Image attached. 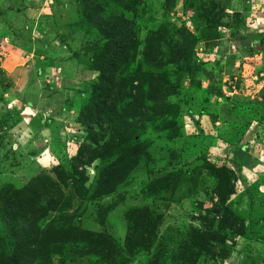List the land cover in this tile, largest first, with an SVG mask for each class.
Wrapping results in <instances>:
<instances>
[{"label":"rangeland","instance_id":"rangeland-1","mask_svg":"<svg viewBox=\"0 0 264 264\" xmlns=\"http://www.w3.org/2000/svg\"><path fill=\"white\" fill-rule=\"evenodd\" d=\"M20 237L15 264H264V0H0V255Z\"/></svg>","mask_w":264,"mask_h":264},{"label":"trees","instance_id":"trees-1","mask_svg":"<svg viewBox=\"0 0 264 264\" xmlns=\"http://www.w3.org/2000/svg\"><path fill=\"white\" fill-rule=\"evenodd\" d=\"M131 24L128 21H124V25H117L111 29V31H105L106 37L108 41L106 42L105 49H107V53L105 56H112L110 57L109 61L110 63L101 65V64H92V70L99 72L100 77L104 79V83L102 86H100L96 92L101 93L98 97H103L106 99H109L111 108L115 106L116 102H120L121 98L123 96L120 95V92H117L114 89V86L112 84L113 82V72H114V65L118 63L125 62L128 53L130 50L135 48V39L132 37L131 28L129 27ZM101 26H99L100 28ZM106 30H108L107 27H105ZM124 31V40H122V32ZM120 97V98H119ZM106 102L101 104L99 111H104L106 109H109L106 107ZM109 107V106H108ZM129 108V107H128ZM116 179H112V182L110 185L107 186L106 193H110L114 190L116 186ZM114 183V184H113ZM118 183V182H117ZM109 184V183H108ZM22 193L24 191H18L15 195L16 199L23 198ZM42 212H44V209H42ZM6 223V231H10L11 224H8V222H12L11 219L7 218L4 219ZM242 228V227H241ZM242 235V233H240ZM20 240H18V245L16 244V252L12 256L4 257L0 255V264H15L16 260H19L18 262H22L25 258V249L27 248L28 251L31 252V245L28 239V237H20Z\"/></svg>","mask_w":264,"mask_h":264}]
</instances>
